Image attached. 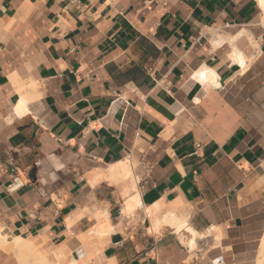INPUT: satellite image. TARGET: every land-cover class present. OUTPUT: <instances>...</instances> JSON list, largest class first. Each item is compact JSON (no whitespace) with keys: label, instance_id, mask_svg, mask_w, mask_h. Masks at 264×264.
Here are the masks:
<instances>
[{"label":"crops","instance_id":"obj_1","mask_svg":"<svg viewBox=\"0 0 264 264\" xmlns=\"http://www.w3.org/2000/svg\"><path fill=\"white\" fill-rule=\"evenodd\" d=\"M263 16L260 0H0V264H39L17 238L48 264H264ZM17 83L34 87L21 116ZM169 210L196 248L152 229Z\"/></svg>","mask_w":264,"mask_h":264},{"label":"bare ground","instance_id":"obj_2","mask_svg":"<svg viewBox=\"0 0 264 264\" xmlns=\"http://www.w3.org/2000/svg\"><path fill=\"white\" fill-rule=\"evenodd\" d=\"M263 9H264V0H260ZM263 23H264V16H263ZM241 35V34H240ZM221 41V39H219ZM17 91L19 94V101L18 103H16L15 106V112L16 115L21 116L27 113V109H26V104L29 102V99H31V97H29L30 91L34 90L33 86H30L28 88L24 87L22 84L17 83ZM29 89L28 92H26ZM29 93V94H28ZM110 173L113 175H119L121 177H127L130 175V169L128 168V166L125 163H120L118 165V167H112L110 169ZM139 199H138V195H136L135 198L131 199L128 203H126V208L127 210H133L135 209L137 206H139ZM162 224H166L167 226H169L170 228H174L176 231H180L183 230L186 233H188L190 235V241L188 243L190 248H194L195 247V238L197 237L196 233L194 231H192L189 227L186 226V220L179 218L176 216V214L169 210L161 219H155L154 222L152 223V229L156 230L160 227V225ZM108 227V226H106ZM108 229V228H107ZM10 245V239H8L7 237H2L0 235V246H8ZM13 249L17 250V252H19V254H24V255H28L30 257V255H35L37 256V258L39 259V264H48L45 259L40 255V253H38V249L36 247H33L31 244H26L25 242H22L20 239H14L12 240V244ZM196 248V247H195ZM18 254V255H19ZM34 256V257H35ZM32 257H30L31 259ZM35 260V258H34ZM50 264V263H49Z\"/></svg>","mask_w":264,"mask_h":264},{"label":"built area","instance_id":"obj_3","mask_svg":"<svg viewBox=\"0 0 264 264\" xmlns=\"http://www.w3.org/2000/svg\"><path fill=\"white\" fill-rule=\"evenodd\" d=\"M76 1V0H71ZM22 186V181L20 180L19 177H13L11 182L7 185V192L8 193H14L17 191L20 187Z\"/></svg>","mask_w":264,"mask_h":264}]
</instances>
